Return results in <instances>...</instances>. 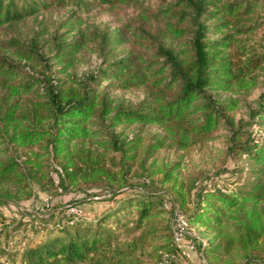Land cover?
Returning a JSON list of instances; mask_svg holds the SVG:
<instances>
[{
  "label": "trees",
  "instance_id": "16d2710c",
  "mask_svg": "<svg viewBox=\"0 0 264 264\" xmlns=\"http://www.w3.org/2000/svg\"><path fill=\"white\" fill-rule=\"evenodd\" d=\"M100 4L115 8L129 6L131 0H0V36L5 25L21 23L41 9ZM259 8L252 0H175L158 8L155 16L148 15L153 20L150 29H138L137 36L147 42L154 59L132 51L70 86L59 81L46 56H40L43 72L32 78L0 54V190L6 197L31 195L28 175L33 169L27 165H34L31 158L20 160L21 148L42 145L47 154L62 159L64 187L97 180L117 183L130 174L142 154L148 160L166 146L187 150L213 140L223 125L231 128L235 123L228 112L241 108L233 96L258 88V75L264 71V53L250 42L262 26L255 19ZM174 37L180 46L170 45ZM119 40V35H104L101 53L107 54L108 44L118 45ZM0 46L15 53L13 43ZM78 47L79 42L62 50L57 44L54 58L66 60ZM105 76L110 83L100 92ZM130 89L146 94L137 106L111 97ZM96 119L100 122L94 123ZM256 119L264 121V109ZM121 124L155 125L161 135L154 136L144 151L138 137L122 141V134L115 132ZM101 126L106 132L98 129ZM231 131L229 156L237 154L250 163L245 178L243 170L235 171L239 176L232 182L235 189L201 187L193 197L182 183L174 189L182 197L189 224L202 229L206 241H194L206 264H264V138ZM111 149L120 151L122 162L129 164L122 163L118 174L108 168ZM177 166L159 171L174 185ZM8 187L15 193L7 192ZM108 200L110 207L95 223L82 218L72 226L55 224L43 240L19 254V260L16 254L4 264H145L147 252L175 261L180 251L171 228L162 221L168 210L161 194L123 189ZM111 221L136 237L120 244L108 228ZM3 234L0 229V258L6 256Z\"/></svg>",
  "mask_w": 264,
  "mask_h": 264
},
{
  "label": "rangeland",
  "instance_id": "374dc122",
  "mask_svg": "<svg viewBox=\"0 0 264 264\" xmlns=\"http://www.w3.org/2000/svg\"><path fill=\"white\" fill-rule=\"evenodd\" d=\"M173 1L175 0H131L129 6L118 4L115 8L100 4L83 9H77L74 5L65 8L41 9L21 23L5 25L0 42L13 43L11 50L15 53L5 52L0 46V54L18 63L22 71L32 78H36L43 72L39 64L40 56H46L49 63H52L59 81L70 86L75 80L79 82L83 77L99 71V68H107L109 63L132 51L136 56L145 53L154 59L152 49L146 46L147 42L137 36L138 29L140 27L150 29L153 20L148 15L152 12V16H155L158 8L167 7ZM252 1L260 5L255 19L257 18L256 21L262 26L250 36V42L264 53V0ZM133 30L134 34L129 35L128 33ZM107 34L111 36L116 34L117 37L119 35L120 40L118 45L108 44L105 49L107 54H103L100 49L103 36ZM174 38L175 43L169 42L170 45L180 46V39ZM77 42L79 47L73 56H68L66 60L59 55L58 58H54L58 51L57 44H60L62 50H68ZM63 70L65 73L61 74ZM258 80L260 83L258 88L249 93L233 96L240 100L241 108L228 112L235 123L231 128L223 125V129L214 134L213 140L196 144L187 150H178L172 145L166 146L148 160L142 154L130 174L120 178L121 180L117 183H104L97 180L64 187L61 185L62 173L65 175L62 159H55L47 154L42 145H34L29 149L21 148L20 160L25 162L31 158L34 165L30 168L32 166L26 164L30 170L33 169L28 175L31 195L6 197L0 190V229L4 233L1 247L6 249V256L0 258V264H4L7 257H13L16 254L18 257L26 248L43 240L45 238L43 236L48 234L55 224L64 227L72 226L82 218L95 223V220L110 207L111 203L108 199L123 189L132 193L144 190L159 193L164 197V205L168 210L162 221L166 227L171 228L180 255L175 257V261H170L166 254L154 258L147 252L143 256L145 264H206L205 258L194 241V238L206 241L202 229L189 224L185 217L186 209L182 206V197L175 193L174 188L182 183L185 192L191 193L193 197V194L201 187L235 189L232 182L239 178L235 172L238 169L243 170L244 178L247 176L246 170L250 168L249 160L237 154L229 156L228 151H230V136L233 134L231 129L239 130L242 134L251 133L256 138H264V121L258 122L256 119L257 113L264 109V71L258 75ZM109 83L110 80L105 76L98 87L99 91L106 90ZM92 87L96 88V85ZM111 95L117 101L135 106L146 98L145 92L137 89L117 91ZM97 122L100 121L96 119L94 123ZM98 129L102 133L106 132L103 126ZM115 132L122 134V141H131L135 137L142 139L144 151L155 141L154 136L161 135L160 128L151 124H121L115 128ZM100 138L103 141L106 139L105 136ZM109 151L108 168L118 174L122 163L125 167L129 164L122 162L123 154L120 151L114 149ZM175 164H178L173 170L177 177V185H174V182L165 181L164 175L159 172ZM10 190L11 187H8L7 192L15 193L13 188ZM181 219L185 221V225L182 240L179 242L175 236L174 227ZM158 221L160 222V219ZM130 225L128 224L129 228ZM108 228L118 235L120 244L131 241L137 235L126 229H119L114 221L110 222Z\"/></svg>",
  "mask_w": 264,
  "mask_h": 264
},
{
  "label": "built area",
  "instance_id": "2783aa9c",
  "mask_svg": "<svg viewBox=\"0 0 264 264\" xmlns=\"http://www.w3.org/2000/svg\"><path fill=\"white\" fill-rule=\"evenodd\" d=\"M184 222L185 221L183 219H181L180 222L177 223L175 225V227H174V233H175V236L177 238V241H179V242H181V240H182L181 237H182V233H183V230H184V228H183V226L185 225Z\"/></svg>",
  "mask_w": 264,
  "mask_h": 264
}]
</instances>
